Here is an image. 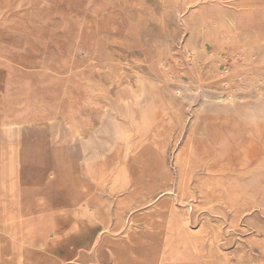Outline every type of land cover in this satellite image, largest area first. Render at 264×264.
I'll use <instances>...</instances> for the list:
<instances>
[{"label":"rangeland","instance_id":"rangeland-1","mask_svg":"<svg viewBox=\"0 0 264 264\" xmlns=\"http://www.w3.org/2000/svg\"><path fill=\"white\" fill-rule=\"evenodd\" d=\"M263 102L264 0H0V264H264Z\"/></svg>","mask_w":264,"mask_h":264},{"label":"bare ground","instance_id":"bare-ground-1","mask_svg":"<svg viewBox=\"0 0 264 264\" xmlns=\"http://www.w3.org/2000/svg\"><path fill=\"white\" fill-rule=\"evenodd\" d=\"M52 7V6H51ZM197 12V11H196ZM44 13V12H43ZM101 14V13H100ZM44 20V19H43ZM46 20V19H45ZM212 20H213V18H212ZM30 21H31V19H30ZM47 21V20H46ZM242 21V20H241ZM46 24H48V22L46 23ZM43 25V24H42ZM248 26V28H246V29H242V30H244V32H247L249 35H250V32L252 31V29H253V27L254 26H252V25H247ZM238 28L239 29H241V28H244V27H240V26H238ZM257 33V32H256ZM80 34V33H79ZM238 35V34H237ZM247 36V35H246ZM242 37V36H241ZM248 37V36H247ZM187 44V43H186ZM253 46V45H252ZM262 46V45H261ZM263 48V47H262ZM261 48V49H262ZM251 49V48H250ZM257 49V48H256ZM260 49V50H261ZM253 50V49H252ZM1 51H2V49H1ZM74 51V50H73ZM3 57V56H2ZM205 57V56H204ZM51 58V57H50ZM49 58V59H50ZM49 59H47V60H49ZM57 59V58H56ZM61 59V58H60ZM45 62H47V61H45ZM50 63V62H49ZM67 65V64H66ZM57 69V68H56ZM70 70V69H69ZM50 73H51V71H50ZM150 75V74H149ZM17 82V81H16ZM139 83V82H138ZM140 84V83H139ZM63 88V87H62ZM139 90V89H138ZM16 92V91H15ZM213 93V92H212ZM130 95V94H129ZM222 97H220V99H221ZM236 98H237V96H236V94L232 91V92H230L229 93V97L228 98H226V99H221V100H216V101H214V102H212V101H210V100H206L205 102H203L200 106H199V109H198V111H199V116H198V112H197V116H198V118H201V115H202V117H204L205 118V120H204V125H203V129L204 130H206V131H208L207 130V127H209V120H214L212 117H209L210 115H208V113H210V112H213L214 113V115H220L221 116V114H220V111H222V108L223 107H225V109H227V108H233L234 106H235V103H236ZM264 103V102H263ZM227 106V107H226ZM39 110V109H38ZM44 110V109H43ZM16 111V110H15ZM32 112V111H31ZM224 112V111H223ZM14 116H16V115H14ZM19 116V115H18ZM17 117V116H16ZM194 124V123H193ZM197 124V123H196ZM192 131H196V128L194 127V128H192ZM5 133H6V131H5ZM4 133V134H5ZM195 133V132H194ZM2 134V133H1ZM191 135V134H190ZM4 136V135H3ZM187 137V136H186ZM257 137V132H251L250 134H249V136L247 137V141L245 142V144L242 146V153H243V156H244V158H246L247 157V155H248V153L252 150V148H253V146H255L256 145V139H258V138H256ZM189 139H191L190 137L188 138V140ZM193 139V138H192ZM202 141V140H201ZM209 141V140H208ZM189 142V141H188ZM188 144V143H187ZM201 144V143H200ZM209 144V143H208ZM207 144V145H208ZM258 144V143H257ZM202 145H203V142H202ZM210 145V144H209ZM257 146V145H256ZM190 147V146H189ZM196 147V146H195ZM202 147V146H201ZM183 148V147H182ZM199 148V147H198ZM211 148H212V146H211ZM213 149V148H212ZM6 151V150H5ZM188 151V150H187ZM184 152V151H183ZM1 153V152H0ZM187 153H189V152H187ZM203 155H204V159H206V157L211 153V152H208L206 149H205V147L202 149V152H201ZM213 153V152H212ZM211 153V154H212ZM174 155V154H173ZM212 156H213V154H212ZM212 156H210V157H212ZM3 157V156H2ZM195 157V156H194ZM187 158V157H186ZM161 160V159H160ZM164 160V159H163ZM1 162V161H0ZM172 163H174V162H172ZM171 163V164H172ZM187 164V163H186ZM194 164V163H193ZM159 165V164H158ZM175 165V164H174ZM207 165V164H206ZM195 166V165H194ZM198 166H199V164H198ZM175 167H176V165H175ZM181 168V167H180ZM187 168V167H186ZM167 169V168H166ZM178 170V169H177ZM185 170V169H184ZM202 170V169H201ZM192 173V172H191ZM193 174V173H192ZM3 175V174H2ZM199 178V177H198ZM194 179V178H193ZM193 179H191V180H193ZM209 179V178H208ZM214 179V178H213ZM2 180V179H1ZM202 180V179H201ZM204 180H205V178H204ZM207 180V179H206ZM212 181V180H211ZM181 182V181H180ZM205 182V181H204ZM210 182V181H209ZM196 183V182H195ZM201 183V182H200ZM203 183V182H202ZM197 185V184H196ZM202 185V184H201ZM212 185V183H207L206 184V187H209V186H211ZM2 186V185H1ZM199 186V185H198ZM205 186V185H204ZM1 188V187H0ZM263 189H264V187H263ZM3 190V189H2ZM260 190H262V188H260ZM202 191V190H201ZM205 191V190H204ZM208 192V191H207ZM205 193V192H204ZM202 195V194H201ZM119 196V195H118ZM207 196V195H206ZM2 199V198H1ZM112 212V211H111ZM180 221H183V220H180ZM185 221H187V220H185ZM184 222V221H183ZM184 247V246H183ZM197 249V248H196ZM167 259V258H166ZM168 260V259H167ZM230 263V262H229ZM199 264V263H198Z\"/></svg>","mask_w":264,"mask_h":264}]
</instances>
